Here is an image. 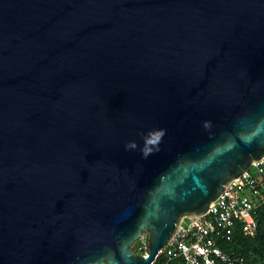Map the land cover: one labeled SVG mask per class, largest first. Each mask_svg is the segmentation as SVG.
Here are the masks:
<instances>
[{"label": "water", "instance_id": "95a60500", "mask_svg": "<svg viewBox=\"0 0 264 264\" xmlns=\"http://www.w3.org/2000/svg\"><path fill=\"white\" fill-rule=\"evenodd\" d=\"M262 158L264 0H0V264H151Z\"/></svg>", "mask_w": 264, "mask_h": 264}, {"label": "built area", "instance_id": "2783aa9c", "mask_svg": "<svg viewBox=\"0 0 264 264\" xmlns=\"http://www.w3.org/2000/svg\"><path fill=\"white\" fill-rule=\"evenodd\" d=\"M264 208V158L231 181L208 206L207 211L185 220L158 251L151 264H246L240 255H229L218 245L229 241L235 229L245 237L258 231L256 216ZM141 256L147 254V239H139Z\"/></svg>", "mask_w": 264, "mask_h": 264}, {"label": "trees", "instance_id": "16d2710c", "mask_svg": "<svg viewBox=\"0 0 264 264\" xmlns=\"http://www.w3.org/2000/svg\"><path fill=\"white\" fill-rule=\"evenodd\" d=\"M256 221L258 231L254 237H245L238 229H235L229 241L219 240L220 248L229 255H240L246 264H264V208L256 216ZM139 246L140 241L131 249L136 255L142 253L138 250ZM157 264H164V261L160 260Z\"/></svg>", "mask_w": 264, "mask_h": 264}, {"label": "clouds", "instance_id": "9594fccd", "mask_svg": "<svg viewBox=\"0 0 264 264\" xmlns=\"http://www.w3.org/2000/svg\"><path fill=\"white\" fill-rule=\"evenodd\" d=\"M165 130H152L144 138V148L141 150L142 155L147 158V156L153 153V150L159 151V144L162 141L163 136L165 135ZM128 148H135L134 143L127 145Z\"/></svg>", "mask_w": 264, "mask_h": 264}, {"label": "rangeland", "instance_id": "374dc122", "mask_svg": "<svg viewBox=\"0 0 264 264\" xmlns=\"http://www.w3.org/2000/svg\"><path fill=\"white\" fill-rule=\"evenodd\" d=\"M143 235H144L143 237L146 238V235H145V234H143ZM137 242H138V241H136L135 243H137ZM132 247H133V246H132ZM131 249H132V248H131Z\"/></svg>", "mask_w": 264, "mask_h": 264}]
</instances>
